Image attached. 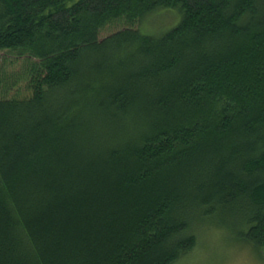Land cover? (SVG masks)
<instances>
[{"label":"trees","instance_id":"trees-1","mask_svg":"<svg viewBox=\"0 0 264 264\" xmlns=\"http://www.w3.org/2000/svg\"><path fill=\"white\" fill-rule=\"evenodd\" d=\"M216 219L264 259V0H0V264H177Z\"/></svg>","mask_w":264,"mask_h":264},{"label":"rangeland","instance_id":"rangeland-1","mask_svg":"<svg viewBox=\"0 0 264 264\" xmlns=\"http://www.w3.org/2000/svg\"><path fill=\"white\" fill-rule=\"evenodd\" d=\"M179 21L180 15L177 11H165L155 18L150 17L142 23L139 30L144 34L159 36L174 28ZM119 29L121 26L111 25L103 31L102 36H109ZM21 69V63H16V66L9 67L6 72L10 76L20 73ZM4 86L1 88L5 89ZM23 87L22 83L16 88L13 87L9 96H12L18 89L20 93H23ZM227 227V224H221L218 219L200 223L195 229L197 235L195 249L177 264H264V259L246 244L236 231Z\"/></svg>","mask_w":264,"mask_h":264}]
</instances>
